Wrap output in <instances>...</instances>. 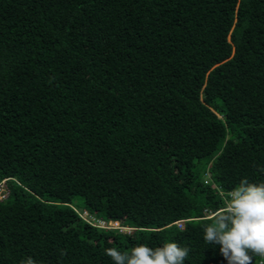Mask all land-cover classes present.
<instances>
[{
    "label": "trees",
    "instance_id": "16d2710c",
    "mask_svg": "<svg viewBox=\"0 0 264 264\" xmlns=\"http://www.w3.org/2000/svg\"><path fill=\"white\" fill-rule=\"evenodd\" d=\"M261 168L264 0H0V264H227L203 228Z\"/></svg>",
    "mask_w": 264,
    "mask_h": 264
},
{
    "label": "clouds",
    "instance_id": "9594fccd",
    "mask_svg": "<svg viewBox=\"0 0 264 264\" xmlns=\"http://www.w3.org/2000/svg\"><path fill=\"white\" fill-rule=\"evenodd\" d=\"M264 172V168L260 169ZM224 206L210 214L203 228V240L219 245V253L227 264H253V257L264 260V182L250 183L242 179L231 191L220 189ZM190 249L176 242L160 247L145 244L121 252L105 249L113 264H184ZM21 264H36L31 258Z\"/></svg>",
    "mask_w": 264,
    "mask_h": 264
},
{
    "label": "built area",
    "instance_id": "2783aa9c",
    "mask_svg": "<svg viewBox=\"0 0 264 264\" xmlns=\"http://www.w3.org/2000/svg\"><path fill=\"white\" fill-rule=\"evenodd\" d=\"M8 195V191L6 189V186H5V180H2L0 182V201L4 200ZM87 214L84 212L82 215H80V217L85 220V221H90V223L92 222V218L89 217V216H86ZM178 226H180L181 222H177L176 223ZM96 227L98 228H102V229H117L121 232H128L129 229L128 228H123V227H120L118 225L117 222H109L107 224H104L103 222L101 221H98L96 224H95ZM258 264H263L261 261H259Z\"/></svg>",
    "mask_w": 264,
    "mask_h": 264
},
{
    "label": "rangeland",
    "instance_id": "374dc122",
    "mask_svg": "<svg viewBox=\"0 0 264 264\" xmlns=\"http://www.w3.org/2000/svg\"><path fill=\"white\" fill-rule=\"evenodd\" d=\"M75 203H77L82 208V202L81 199H76Z\"/></svg>",
    "mask_w": 264,
    "mask_h": 264
}]
</instances>
